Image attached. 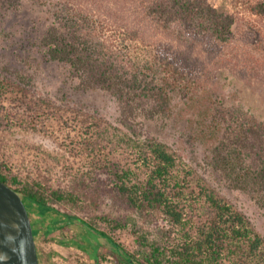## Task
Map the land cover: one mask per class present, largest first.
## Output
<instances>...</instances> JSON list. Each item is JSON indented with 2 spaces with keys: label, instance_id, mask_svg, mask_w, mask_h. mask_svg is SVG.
<instances>
[{
  "label": "trees",
  "instance_id": "obj_1",
  "mask_svg": "<svg viewBox=\"0 0 264 264\" xmlns=\"http://www.w3.org/2000/svg\"><path fill=\"white\" fill-rule=\"evenodd\" d=\"M33 1L52 15L51 26L41 39L50 60L68 65L77 79V89L111 93L123 114L141 109L140 115L149 119L167 115L173 93L183 89L188 77L203 82L206 91L203 76L212 79L223 69L236 78L245 76L236 72L244 54L235 55L232 45L236 14L210 0ZM241 2L262 21L263 28L255 26L262 38L264 0ZM21 3L2 0L6 8L14 10ZM13 86V81L0 73V93ZM205 113L217 121L216 113ZM231 115H237L238 120L230 132L217 134L210 163L229 188L251 194L264 206V121L249 112L234 110ZM197 122L205 129L200 120ZM128 135L123 141L133 166L109 160L104 167L113 195L142 215L162 214L169 228L164 231V242L151 241L135 231L141 247L136 256L106 232L85 223L109 241L114 249L110 253L119 264H264V237L245 212L221 196L167 143ZM0 180L19 193L30 218L34 208L52 221L46 235H53L60 225L69 230L65 223L80 221L62 215L54 206L78 201L74 194L42 186L36 190L24 187L17 177L2 170ZM103 220L114 228L126 227L108 216ZM32 224L36 238L38 231ZM38 257L42 264L39 251Z\"/></svg>",
  "mask_w": 264,
  "mask_h": 264
},
{
  "label": "rangeland",
  "instance_id": "obj_2",
  "mask_svg": "<svg viewBox=\"0 0 264 264\" xmlns=\"http://www.w3.org/2000/svg\"><path fill=\"white\" fill-rule=\"evenodd\" d=\"M210 1L236 14L232 45L235 55L244 54L236 72L245 76L236 78L224 69L212 79L203 76L206 91L203 82L188 77L183 89L173 93L167 115L149 119L140 115L141 109L123 114L119 101L107 91L77 89L68 65L50 60L41 44L52 22L45 6L22 0L14 10L0 0V73L14 85L0 93V170L17 177L24 187L42 186L78 197V201L55 203L62 215L80 221L65 223L69 230L60 225L51 236L46 234L52 221L30 210L42 264H119L110 253L114 249L109 241L85 223L136 256L141 247L135 231L164 242L169 225L162 214L142 215L113 195L104 167L109 160L133 166L123 141L126 134L167 143L221 196L245 212L264 237V206L251 194L229 188L210 163L217 134L230 132L238 120L232 111L249 112L264 121V36L259 38L255 31V26L263 25L242 0ZM207 110L216 113L217 121ZM104 216L126 227L114 228Z\"/></svg>",
  "mask_w": 264,
  "mask_h": 264
},
{
  "label": "water",
  "instance_id": "obj_3",
  "mask_svg": "<svg viewBox=\"0 0 264 264\" xmlns=\"http://www.w3.org/2000/svg\"><path fill=\"white\" fill-rule=\"evenodd\" d=\"M0 264H40L32 220L19 193L0 180Z\"/></svg>",
  "mask_w": 264,
  "mask_h": 264
}]
</instances>
